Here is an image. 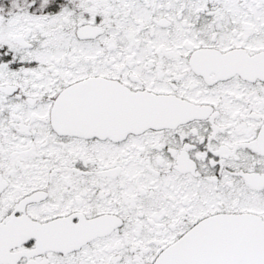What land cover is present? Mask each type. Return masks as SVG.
<instances>
[{"label": "snow or ice", "instance_id": "snow-or-ice-1", "mask_svg": "<svg viewBox=\"0 0 264 264\" xmlns=\"http://www.w3.org/2000/svg\"><path fill=\"white\" fill-rule=\"evenodd\" d=\"M0 264H264V0H0Z\"/></svg>", "mask_w": 264, "mask_h": 264}]
</instances>
